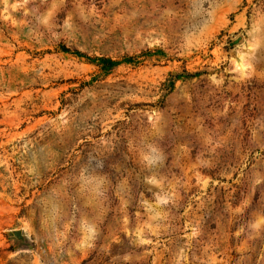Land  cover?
<instances>
[{
  "label": "rangeland",
  "instance_id": "rangeland-1",
  "mask_svg": "<svg viewBox=\"0 0 264 264\" xmlns=\"http://www.w3.org/2000/svg\"><path fill=\"white\" fill-rule=\"evenodd\" d=\"M0 264H264V0H0Z\"/></svg>",
  "mask_w": 264,
  "mask_h": 264
},
{
  "label": "water",
  "instance_id": "water-1",
  "mask_svg": "<svg viewBox=\"0 0 264 264\" xmlns=\"http://www.w3.org/2000/svg\"><path fill=\"white\" fill-rule=\"evenodd\" d=\"M238 43H239V40H237V41L234 42V44H238ZM16 236H19L20 237L21 234L18 232V233H16Z\"/></svg>",
  "mask_w": 264,
  "mask_h": 264
}]
</instances>
